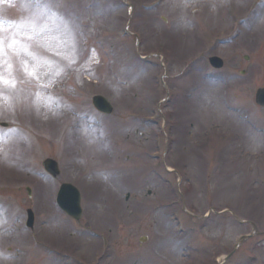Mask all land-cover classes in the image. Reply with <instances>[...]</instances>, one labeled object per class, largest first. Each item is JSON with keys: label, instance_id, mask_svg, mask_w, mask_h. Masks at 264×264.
Wrapping results in <instances>:
<instances>
[{"label": "rangeland", "instance_id": "obj_1", "mask_svg": "<svg viewBox=\"0 0 264 264\" xmlns=\"http://www.w3.org/2000/svg\"><path fill=\"white\" fill-rule=\"evenodd\" d=\"M127 1L0 0V264H264V0Z\"/></svg>", "mask_w": 264, "mask_h": 264}, {"label": "water", "instance_id": "obj_2", "mask_svg": "<svg viewBox=\"0 0 264 264\" xmlns=\"http://www.w3.org/2000/svg\"><path fill=\"white\" fill-rule=\"evenodd\" d=\"M215 66H220L221 62L218 59L213 60ZM255 102L259 105L264 106V87L263 88H257L255 93ZM93 103L99 110L109 112L110 107L107 102L100 96V97H93ZM43 167L50 173L56 174L58 172L57 164L52 159H45L43 161ZM77 190L70 185H63L61 186L57 197V201L65 211H67L72 217L78 218L80 213L79 208V196H77Z\"/></svg>", "mask_w": 264, "mask_h": 264}, {"label": "snow or ice", "instance_id": "obj_3", "mask_svg": "<svg viewBox=\"0 0 264 264\" xmlns=\"http://www.w3.org/2000/svg\"><path fill=\"white\" fill-rule=\"evenodd\" d=\"M0 23H2V22H0ZM0 82H3L5 84L9 83V81L3 79V76H0ZM13 85H14V81H13Z\"/></svg>", "mask_w": 264, "mask_h": 264}]
</instances>
